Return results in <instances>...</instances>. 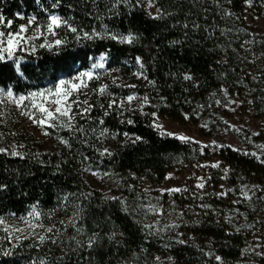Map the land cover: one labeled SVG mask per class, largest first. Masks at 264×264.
<instances>
[{
    "label": "trees",
    "instance_id": "1",
    "mask_svg": "<svg viewBox=\"0 0 264 264\" xmlns=\"http://www.w3.org/2000/svg\"><path fill=\"white\" fill-rule=\"evenodd\" d=\"M51 2L0 0V15L5 23L11 19L15 29L33 15L43 22L47 8L82 32H103L106 27L136 39L131 44L100 38L77 41L75 34L58 29V38L67 43L58 50L24 54V77L13 62L0 63V88L11 87L21 95L48 87L61 75L71 76L76 67L90 69L101 54L106 55L105 69L96 71L102 75L112 71L135 79L143 71L147 79H135V87L108 84L111 95L94 92L91 112L75 121L84 131L47 127L49 147L7 122L0 124V147L9 150L0 153V216L27 215L35 205L41 213L37 222L54 226L42 244L31 237L15 247L0 242V264H264V255L250 248L252 225L264 224V154L257 159L230 148L162 136L145 115L108 109L112 98L135 95L147 96L148 110L177 123L211 124L210 117L225 112L236 97L252 98L264 111V82L253 74L264 42L247 25V0H154L162 13L159 19L148 14L145 0L117 7L116 0H61L58 9H51ZM251 2L257 14L264 11V0ZM185 74L193 79L185 80ZM0 112L5 116L3 106ZM104 129L107 133L101 135ZM135 137L141 139L133 143ZM104 149L111 155L102 156ZM13 150L21 155H11ZM213 157L228 167V199L217 195L219 180L204 197L147 191L162 184L177 165ZM95 172L116 177L114 195L88 184L87 175ZM249 185L253 194L246 199L242 192ZM150 205L162 206L163 214L149 211ZM92 237L95 243L88 247Z\"/></svg>",
    "mask_w": 264,
    "mask_h": 264
},
{
    "label": "snow or ice",
    "instance_id": "2",
    "mask_svg": "<svg viewBox=\"0 0 264 264\" xmlns=\"http://www.w3.org/2000/svg\"><path fill=\"white\" fill-rule=\"evenodd\" d=\"M139 2V0H138ZM249 5L251 4V0H247ZM120 3L130 4L131 0H116L113 4V7H117ZM154 4V0H149V7H152ZM61 5V0H52L51 9H58ZM44 12L47 13L46 19L41 22L37 19L35 15L30 16L26 19V22L23 24H19L15 29L12 28L13 21L11 19L7 20L5 23V17L0 15V63H7L9 61L13 62L15 65L16 73L20 77H24V72L21 70V64L25 60V55H35L38 49H47L48 51H53V49H59L65 43H67L66 38H57L58 29H62L65 33L71 32L75 34V39L77 41L80 40H93L96 38L100 39H113L118 40L119 43H127L131 44L135 41L136 37L132 33L128 35L118 34V33H110L107 28L103 32H97L93 30V32H82V30H78L77 27L73 26V23L70 22L69 19L57 14L56 12L49 11L47 8L43 9ZM230 15L231 13H226ZM20 19L24 20L25 17L17 14ZM152 15V13H149ZM162 13L160 9H157L155 15H153L154 19L161 18ZM35 25V26H33ZM187 27V25H185ZM49 37L53 39L50 40ZM38 40H42L39 44H37ZM250 43V42H246ZM105 60L106 55L101 54L97 61L91 64L90 69L80 71L76 75H73L69 78H61L55 81V83L51 84L48 87L37 89L35 91H30L27 94L17 95L14 94L11 87L7 89L0 88V106L6 105L7 103H11L15 105L17 109L20 111V115L27 117L32 123L41 128L44 135H49V133L45 130V127L52 129H67L72 131L75 129L76 131L83 132L82 127H77L75 121L76 117L84 116L87 113H90L93 105L89 103L87 99L81 100L80 97L82 95H87L84 92V89L88 88V82L92 80L100 79L102 73L96 71L98 69H105ZM136 63L140 66L142 70L144 65L141 61L140 57L136 58ZM107 71V70H106ZM115 71V70H114ZM138 77L144 76L143 71L136 73ZM147 79L146 76H144ZM185 80H192L193 77L189 74H185ZM116 83V79H113V84ZM150 83L154 84V81H150ZM119 86V85H118ZM128 87H135L134 85H128ZM108 85L102 84L98 89H93L92 91L98 93L99 95H111L108 91ZM225 94L227 92L225 90ZM138 99L135 95H129L125 100H122L119 105H117V101L115 99L110 100L108 104V109L111 110L113 106L118 108H122L123 104L129 103L133 100ZM143 104L148 103V97H140ZM219 103V101L217 102ZM230 103H235V101H230ZM76 111H73V109ZM103 107V105H101ZM105 116L109 114L108 111H105ZM122 114V113H121ZM0 116H3V113L0 112ZM155 116V113H153ZM187 118V117H186ZM103 124V119L99 121ZM129 124L133 123L132 120L127 121ZM154 126L157 129H163V126L157 122H154ZM239 131V129H237ZM107 133V129H104L101 132V135H105ZM15 135V133H13ZM127 136L128 134L125 133ZM161 135L164 136H174L175 134L171 132H167L162 130ZM253 135H258V133H254ZM0 138H2V134H0ZM178 139L185 142H195L189 137L186 136H178ZM140 137H135L132 140L133 143L139 141ZM61 142L64 144H68V141L61 139ZM206 147V146H205ZM264 149V145L260 146ZM237 150V149H234ZM9 150L3 147H0V153L8 152ZM238 151V150H237ZM102 156L105 154L111 155L108 149H104L103 152L100 153ZM246 155L256 156V153H245ZM11 155L20 156L21 153L13 150ZM257 159H260L257 156ZM261 163H264V160H261ZM211 167H219V164H212ZM227 172V170H226ZM95 174V173H94ZM3 187V186H0ZM197 188L203 189L204 183H198L196 185ZM183 189L181 188H171V189H163L161 190V194L164 192L176 193L180 192ZM243 196L246 199H250L247 191L242 192ZM218 195H226V193H220ZM115 199V198H113ZM239 201H237L238 203ZM201 207H208L207 205H201ZM149 211L157 214H163V208L160 205H150ZM41 213L37 211L35 205L32 206L31 211L27 213V215L16 216L15 213H10L8 217L0 216V231L4 233L3 236H0V242L8 241L16 246V242H19L22 238L28 239L32 236H36L39 242L42 244L45 242V235H38L37 229H43L46 233H52L53 227L44 228L42 224L34 223L33 221H39ZM78 215V214H75ZM9 219H16L20 222V224H9ZM63 223V222H62ZM23 225L20 226V225ZM146 229H152L153 225H145ZM168 227H176V225H168L165 226V229ZM80 231V229H77ZM239 231V229H237ZM112 237H110L111 239ZM55 243V240H52ZM179 243H183V241H178ZM79 244V241H77ZM95 243V237L89 239L88 247H92ZM247 251V249L245 250ZM260 255H264V253H258ZM3 255H10L9 251H4ZM159 260V257L156 258ZM216 260L220 261L221 258L219 256L216 257ZM43 264V262H41Z\"/></svg>",
    "mask_w": 264,
    "mask_h": 264
},
{
    "label": "rangeland",
    "instance_id": "3",
    "mask_svg": "<svg viewBox=\"0 0 264 264\" xmlns=\"http://www.w3.org/2000/svg\"><path fill=\"white\" fill-rule=\"evenodd\" d=\"M144 3V8L148 14L152 13L150 16L153 17L158 8L155 4H153L152 7H149V0H145ZM244 17L253 37L262 38L264 42V11L257 14L256 11H254L253 3L251 2L250 5L247 3L245 5ZM49 39L52 40L53 38L49 37ZM40 42H42V40H38L37 44ZM256 62V68L253 71V74L256 78H259L264 82V50L257 55ZM84 70L88 69H78L76 67L71 76ZM71 76L61 75L58 79L69 78ZM114 78L116 79V83L114 84L116 86L135 85V79H139L137 75H135L134 79L133 77H122L118 72L107 71L104 75L100 76V79H94L88 82V88L83 90L87 95H82L80 99H87L90 103L91 97L94 93L92 91L94 87L97 85L100 87L102 84H113ZM112 99H115L117 105H119L122 100L126 99V97ZM234 101L235 103L228 106L225 112H220L217 116L210 117L211 124H195L189 120L184 123L174 122L169 118L160 116L159 114L148 110V103L143 104L142 100L139 98L133 100L131 104L125 102L121 109L125 111V113L131 114L136 111L145 115L150 120L153 127L160 133L164 130L175 134L171 137L177 138L178 136L183 135L194 141H198L201 146L212 145L230 148L243 155H246L245 153H256V155L260 157L264 154V149L260 147L264 145V111H259L257 109L252 98L243 101L236 97ZM2 106L6 112L4 114L5 116L2 118L0 117V124L7 122L13 127L14 131L31 135L38 143H41V145L46 147L50 146L49 135H44L40 127L34 125L27 117L20 115V111L15 105L7 103ZM73 111H76L75 107ZM153 113H155V116H153ZM77 117L80 116L78 115ZM154 122L161 124L163 129H157L154 126ZM46 128L47 127H45V130ZM237 129H239V131H237ZM254 133H258V135H253ZM234 149H237L238 151ZM217 163L219 164V167H211L212 164ZM228 173V167L218 157H213L209 160L190 161L188 163L177 165L174 170H171L167 174L166 179L162 184L155 187H149L147 188V191H157L161 193V190L163 189L181 188L183 190L180 192L171 194L164 192L163 194H178L180 197L183 195L204 197L209 193V185L211 186V183L219 180L221 182L217 189V195L220 193H226V195L218 196L228 199L229 186H227L225 182V177ZM87 182L92 188L111 196L114 195V191L117 188L116 177L109 173H89L87 175ZM201 182L204 183L203 189L196 187V185ZM245 191L248 192V196H251L253 194V187L249 185ZM234 202H236V200ZM172 215L173 214L170 213L169 221ZM262 221L264 223V220ZM33 222L38 223L37 221ZM20 226L23 227L22 224ZM252 227L253 231L250 240L251 251L254 249L257 250V253H264L263 247H261L264 242V224L262 226L252 225ZM37 233L38 235L48 236V233L43 229L38 228ZM31 238L38 239L36 236H32Z\"/></svg>",
    "mask_w": 264,
    "mask_h": 264
}]
</instances>
